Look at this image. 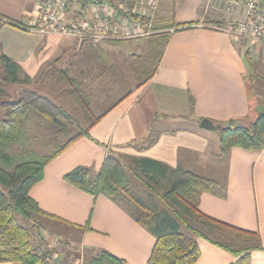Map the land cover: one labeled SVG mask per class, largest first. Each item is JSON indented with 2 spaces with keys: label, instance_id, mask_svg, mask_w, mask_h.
Segmentation results:
<instances>
[{
  "label": "crops",
  "instance_id": "1",
  "mask_svg": "<svg viewBox=\"0 0 264 264\" xmlns=\"http://www.w3.org/2000/svg\"><path fill=\"white\" fill-rule=\"evenodd\" d=\"M158 2L157 17L167 15L170 6H166L171 1ZM173 4L174 19L192 26L169 30L171 36L154 76L103 116L91 128L90 137H81L50 162L44 178L30 191L45 211L78 225L90 221V229L76 230L79 250L74 252L72 264H83L101 249L125 259L127 264H147L155 245V236L135 220L121 200L102 194L94 197L64 179L66 173L79 166L98 171L109 153L125 163L128 156H141L172 168L184 167L197 173L204 170L199 174L225 183L226 191L225 196L220 195L219 188L197 194L200 210L228 224L259 232L264 246V149L256 152L233 147L228 156H223L220 135L199 128L203 118L225 122L261 111L252 84L260 86L257 72H264V44L214 29L216 25L244 20L245 8L240 3L173 0ZM77 7L75 4L67 10L74 12ZM33 9L34 0H0V14L22 24H5L0 29V54L16 61L31 80L58 57L55 52L60 50L59 39L63 37L30 28ZM16 29L23 31L27 41L25 45L17 41L12 48L10 33ZM139 39L149 41V37ZM39 49L51 53L49 58L37 59ZM247 56L255 65L254 73ZM172 122L179 126L169 128ZM151 131L159 133L156 143L139 149L141 140ZM222 164L225 170L220 173ZM197 241L201 255L194 264H232L237 260L203 238ZM49 248L56 249L54 257L62 264L70 262L68 247L50 242ZM251 264H264V250L251 253Z\"/></svg>",
  "mask_w": 264,
  "mask_h": 264
},
{
  "label": "trees",
  "instance_id": "2",
  "mask_svg": "<svg viewBox=\"0 0 264 264\" xmlns=\"http://www.w3.org/2000/svg\"><path fill=\"white\" fill-rule=\"evenodd\" d=\"M168 1H171V5L166 6V9L170 6L169 13L157 17L154 23L159 32L149 37L150 60L154 65L140 86L156 73L171 36L169 30L192 26L174 19L173 0ZM5 24L22 25L0 14V29ZM247 64L254 73L255 65L249 56ZM55 77L66 86V95L83 111V122L51 98L34 90L24 89L18 99L12 101L9 93L0 88V262L62 264L58 257L54 258L56 250L48 248L46 232L52 230L61 234L64 227L90 229V221L78 225L45 211L31 197L30 191L44 178L45 167L50 162L81 137H90L91 128L131 94L129 92L96 114L80 80L65 70ZM29 81L30 76L16 61L0 54V85L27 84ZM216 123L223 125L219 131L223 156H228L233 147L263 151L264 111ZM37 126H48L57 137L56 143L44 155L30 147ZM158 137L159 133L149 132L141 140L139 149L150 148ZM128 168L150 193L159 196L163 205L153 207L132 193ZM64 179L94 197L102 194L115 201L125 197L131 199L134 207L127 208L135 220L156 238L147 264H194L201 255L197 238L236 256L237 260L232 264H251V253L264 250L259 232L228 224L200 210L197 194L219 188L220 195L225 196L226 184L194 170L172 168L165 162L141 156H128L125 163L109 153L98 171L79 166L66 173ZM83 264H127V261L101 249Z\"/></svg>",
  "mask_w": 264,
  "mask_h": 264
},
{
  "label": "rangeland",
  "instance_id": "3",
  "mask_svg": "<svg viewBox=\"0 0 264 264\" xmlns=\"http://www.w3.org/2000/svg\"><path fill=\"white\" fill-rule=\"evenodd\" d=\"M10 40L9 46L14 48L15 42L20 41L24 44L27 38L23 35V31L16 29V31L10 33ZM59 40L60 50H55V55L58 57L43 66L35 78L27 84L0 85V88H4L9 93L10 100H17L19 93L24 89H31L51 98L55 103L64 107L79 122H83V111L66 95V86L55 77L58 72L65 70L70 76L80 80L92 100L93 111L96 114H100L115 101L124 97V95L138 89L139 83L145 79L148 71L154 65L150 60V43L145 39L110 43L100 42L97 44L79 42L67 36H61ZM31 42H27V45L31 44ZM36 55V58L41 60L44 56L49 58L51 53L45 52L44 49H39ZM257 75L260 86L256 84L257 82L252 84V91L258 100L257 106L261 111H264V72L261 73L259 70ZM1 117L2 110L0 106ZM177 126L179 124L172 122L168 127L176 128ZM211 132H214L217 136L220 135L219 131ZM35 134L36 136L30 147L42 155L46 154L57 141V137L48 126H37ZM213 149L218 150V147L213 146ZM224 166L223 164L221 165L220 173H222ZM127 171L130 189L135 196L153 207L163 205L158 195L150 193L141 181L132 176L130 169ZM197 171L205 173L204 170ZM121 201L127 207H134L129 197H125ZM46 238L48 239V248L50 242L55 245L62 242L63 244L59 245L68 247L71 257L70 262L67 264L73 263V254L79 250L78 232L73 227L62 228L61 234H57V232H53L52 230L47 231ZM34 242L36 244L35 240ZM42 248H45V246ZM66 253H68L67 249Z\"/></svg>",
  "mask_w": 264,
  "mask_h": 264
},
{
  "label": "built area",
  "instance_id": "4",
  "mask_svg": "<svg viewBox=\"0 0 264 264\" xmlns=\"http://www.w3.org/2000/svg\"><path fill=\"white\" fill-rule=\"evenodd\" d=\"M225 1L243 5L245 19L214 29L264 44V0ZM75 4L74 12L67 10ZM158 9V0H34L29 27L92 43L139 39L159 32L154 28Z\"/></svg>",
  "mask_w": 264,
  "mask_h": 264
},
{
  "label": "water",
  "instance_id": "5",
  "mask_svg": "<svg viewBox=\"0 0 264 264\" xmlns=\"http://www.w3.org/2000/svg\"><path fill=\"white\" fill-rule=\"evenodd\" d=\"M199 128L208 130V131H221L223 129V125L220 123H216L211 119L203 118L199 122Z\"/></svg>",
  "mask_w": 264,
  "mask_h": 264
}]
</instances>
